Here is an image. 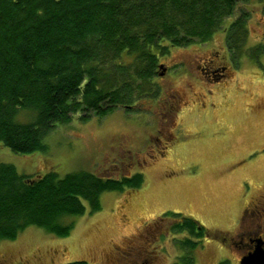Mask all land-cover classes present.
I'll use <instances>...</instances> for the list:
<instances>
[{
    "label": "rangeland",
    "instance_id": "obj_1",
    "mask_svg": "<svg viewBox=\"0 0 264 264\" xmlns=\"http://www.w3.org/2000/svg\"><path fill=\"white\" fill-rule=\"evenodd\" d=\"M239 5L249 12L243 38L252 54L238 56L226 78L202 85L187 61L219 47L225 40L218 31L202 44L170 46L159 59L155 98L57 123L43 138L45 151L16 153L0 143V162L32 176L78 169L144 176L140 188L104 191L99 210L90 213L85 203L84 214L63 220L74 222L66 237L28 226L15 239L0 240V264H171L186 251L179 240L191 236L171 230L174 217L162 216L166 212L192 217L210 231L196 239L193 264H240L239 250L219 239L234 234L243 208L252 213L256 198L264 196V0ZM31 117L30 111L18 115ZM256 221L263 224L264 213Z\"/></svg>",
    "mask_w": 264,
    "mask_h": 264
},
{
    "label": "trees",
    "instance_id": "obj_2",
    "mask_svg": "<svg viewBox=\"0 0 264 264\" xmlns=\"http://www.w3.org/2000/svg\"><path fill=\"white\" fill-rule=\"evenodd\" d=\"M250 1L0 0V143L16 153L45 151L43 138L57 123L155 98L159 59L170 46L202 44L218 31L236 46L249 12L239 5V18L226 28L223 23L238 3ZM22 111H30L31 119H18ZM143 183L141 172L115 177L50 170L32 176L0 162V240L15 239L28 226L66 237L74 222L63 220L84 214L85 203L93 213L102 192ZM168 214L174 217L171 230L191 236L179 240L187 248L171 264H193L196 239L210 231L180 213L162 216Z\"/></svg>",
    "mask_w": 264,
    "mask_h": 264
},
{
    "label": "flooded vegetation",
    "instance_id": "obj_3",
    "mask_svg": "<svg viewBox=\"0 0 264 264\" xmlns=\"http://www.w3.org/2000/svg\"><path fill=\"white\" fill-rule=\"evenodd\" d=\"M237 10V7L235 8ZM264 12V5L261 9ZM241 11L237 10L235 14V18L231 21L234 23L237 18H239ZM262 14H260L261 16ZM264 18V15H262ZM249 19V15L244 19L245 20V27H247V20ZM244 42L242 43H235V45H228L225 41L219 43V47L212 45L208 52L199 55L198 53L194 55H189L187 61L189 63V70L195 78L202 85H206L207 83L213 84L217 81H220L226 78L228 75L232 74V71L236 69V63L239 62L240 55L252 54L251 51L248 49H244ZM224 47L228 51V55L224 53ZM194 53V51H189ZM236 56L234 57L232 56ZM239 56V58H237ZM170 68V66H169ZM168 72V71H167ZM164 72L161 75H163ZM177 100H182L180 95L176 96ZM252 213H245L244 209L249 210L248 206L243 208L241 213L242 223L238 222V226L236 225L234 234L230 235H223L219 241L227 248H235L239 250L241 256L251 251L259 240L264 241V223L258 224L256 221V216L261 215L264 213V196H258L255 200ZM240 221V220H239ZM259 228V229H258ZM258 229V230H257ZM226 248V247H225ZM240 256V257H241ZM239 260V259H238Z\"/></svg>",
    "mask_w": 264,
    "mask_h": 264
},
{
    "label": "water",
    "instance_id": "obj_4",
    "mask_svg": "<svg viewBox=\"0 0 264 264\" xmlns=\"http://www.w3.org/2000/svg\"><path fill=\"white\" fill-rule=\"evenodd\" d=\"M158 68L163 69L161 64L158 65ZM163 72L160 71V74H162ZM239 263L264 264V241L259 240L256 246L251 251L241 256Z\"/></svg>",
    "mask_w": 264,
    "mask_h": 264
},
{
    "label": "bare ground",
    "instance_id": "obj_5",
    "mask_svg": "<svg viewBox=\"0 0 264 264\" xmlns=\"http://www.w3.org/2000/svg\"><path fill=\"white\" fill-rule=\"evenodd\" d=\"M110 64V63H109ZM112 92V91H111ZM78 96V95H77Z\"/></svg>",
    "mask_w": 264,
    "mask_h": 264
}]
</instances>
